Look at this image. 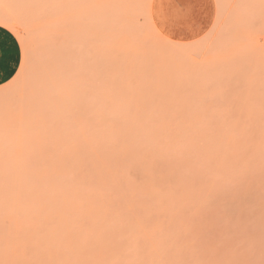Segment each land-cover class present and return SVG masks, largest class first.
Listing matches in <instances>:
<instances>
[{"label": "rangeland", "instance_id": "1", "mask_svg": "<svg viewBox=\"0 0 264 264\" xmlns=\"http://www.w3.org/2000/svg\"><path fill=\"white\" fill-rule=\"evenodd\" d=\"M144 1L0 0V264H264V0Z\"/></svg>", "mask_w": 264, "mask_h": 264}, {"label": "crops", "instance_id": "2", "mask_svg": "<svg viewBox=\"0 0 264 264\" xmlns=\"http://www.w3.org/2000/svg\"><path fill=\"white\" fill-rule=\"evenodd\" d=\"M0 29L7 32V28L0 25ZM21 45L14 44L7 37L4 38L0 48V88L9 85L20 72L22 58L20 56Z\"/></svg>", "mask_w": 264, "mask_h": 264}, {"label": "snow or ice", "instance_id": "3", "mask_svg": "<svg viewBox=\"0 0 264 264\" xmlns=\"http://www.w3.org/2000/svg\"><path fill=\"white\" fill-rule=\"evenodd\" d=\"M4 27L7 28L6 25ZM5 37H7L9 40H12L14 44H19L22 38L17 32L13 31V29L11 28H8L7 32L3 31V29H0V48H2L3 46V41ZM20 56L22 59L27 58L28 52L26 48L20 50Z\"/></svg>", "mask_w": 264, "mask_h": 264}, {"label": "bare ground", "instance_id": "4", "mask_svg": "<svg viewBox=\"0 0 264 264\" xmlns=\"http://www.w3.org/2000/svg\"><path fill=\"white\" fill-rule=\"evenodd\" d=\"M143 1H144V0H143ZM144 2H145V1H144ZM7 16H9V15H7ZM7 16H6V17H7ZM9 17H10V16H9ZM11 17H12V16H11ZM0 19H1V16H0ZM11 19H12V18H11ZM2 20H3V19H2ZM7 20H8V19H7ZM0 22H1V20H0ZM2 22H3V21H2ZM2 22H1V23H2ZM1 23H0V25H2ZM58 30H59V28H58ZM70 30H71V29L68 28V31H70ZM76 30H77V28H76ZM73 31H74V30H73ZM42 37H43V36H42ZM106 64H107V63H106ZM107 65H108V66L110 65L109 62H108ZM46 68H48V70H50L49 68H51V67H45L44 69L47 70ZM42 69H43V68L39 69V71L41 72ZM44 69L42 70L43 72H41V73H42V76H46V75H47V71H45ZM112 70H113V69H112ZM112 70H111V71H112ZM50 71H51V70H50ZM40 72H39V73H40ZM44 72L46 73V75H43ZM41 73H40V74H41ZM125 79H126V77H125ZM123 81H125V80L122 79V80H120L119 82L123 83ZM126 83H127V82H126ZM118 84H119V83H118ZM123 85H125V84H123ZM120 87L123 88L122 84L120 85ZM124 87H125V86H124ZM70 88H71V87H70ZM66 89L68 90V88H66ZM72 89H75V88L72 87ZM118 90H119V87H118ZM69 91H70V90H69ZM72 91H73V90H72ZM69 93H70V92H69ZM118 93H119V92H118ZM65 95H66V94H65ZM64 97H65V96H64ZM72 98H74V97H72ZM49 100H50V99H49ZM61 102H63V101L61 100ZM42 105H43V104H42ZM72 105H73V104H72ZM76 106H77V105H76ZM45 108H47V106H46ZM45 108H44V109H45ZM72 108H73V110H74L76 107H72ZM77 108H78V107H77ZM49 109H50V108H49ZM52 109H54V107H53ZM59 109H60V108H59ZM61 109H62V108H61ZM61 109H60V110H61ZM78 109H79V108H78ZM39 110H40V109H39ZM41 111H42V110H41ZM54 111H55V110H54ZM72 112H74V111H72ZM78 112H79V111H78ZM43 113H44V112H43ZM45 114H46V113H45ZM73 114H75V113H73ZM73 114H72V116H73ZM56 117H57V116H56ZM62 117H63V115H62ZM74 117H75V116H74ZM42 118H43V116H42ZM75 118H76V117H75ZM72 120H73V119H72ZM76 129H77V128H76ZM84 129H85V127L80 126L79 130L77 129L76 131H78V133L81 134V133H82L81 131H84ZM84 132H85V131H84ZM44 134H45V133H44ZM47 134H48V133H47ZM77 136H80V135H79V134L77 135V133H76V137H77ZM41 137H42V136H41ZM44 137H45V136H44ZM53 138H54L53 140H51V139H50V140L53 141V142H55V141L57 142V140H58L57 137H56V139H55V137H53ZM58 141H59V140H58ZM56 142H55V143H56ZM56 144H57V143H56ZM59 145H60V144H58V146H59ZM85 145H86V144H85ZM60 146H62V145H60ZM63 148H64V147H63ZM67 148H68V147H67ZM86 149H87V148H86ZM73 150L75 151V153H77L76 149H73ZM71 151H72V149H71ZM71 151H70V152H71ZM74 151H73V152H74ZM69 154H70V153H69ZM74 156H76V154H75ZM76 159H77V158H76ZM12 163H13V162H12ZM21 163H22V162H21ZM21 163H20V164H21ZM72 163H73V162H72ZM19 166H20V165H19Z\"/></svg>", "mask_w": 264, "mask_h": 264}]
</instances>
